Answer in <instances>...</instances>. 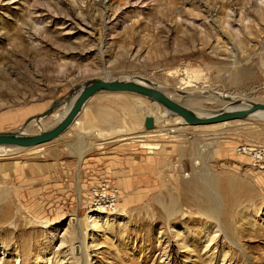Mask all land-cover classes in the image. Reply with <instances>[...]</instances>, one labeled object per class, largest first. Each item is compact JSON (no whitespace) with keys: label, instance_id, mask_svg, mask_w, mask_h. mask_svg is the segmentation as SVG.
<instances>
[{"label":"rangeland","instance_id":"374dc122","mask_svg":"<svg viewBox=\"0 0 264 264\" xmlns=\"http://www.w3.org/2000/svg\"><path fill=\"white\" fill-rule=\"evenodd\" d=\"M122 76L197 111L264 102V0H0V131ZM139 97L100 92L60 137L2 147L0 264H264V118L168 115L158 135Z\"/></svg>","mask_w":264,"mask_h":264},{"label":"water","instance_id":"95a60500","mask_svg":"<svg viewBox=\"0 0 264 264\" xmlns=\"http://www.w3.org/2000/svg\"><path fill=\"white\" fill-rule=\"evenodd\" d=\"M102 91L129 92L145 96L151 100L157 101L168 110L182 116L184 120L191 125H204L226 120L241 119L256 110H264V102L252 101L247 107L235 108L232 110L222 109L214 115L198 117L194 115L190 109L171 99L157 88L148 87L130 79L95 78L82 84V87L74 97L71 105L56 124L34 132H20L18 130L0 131V146L33 147L54 140L65 132L81 111L85 102L93 95ZM56 103L57 101H54L47 110L35 117L29 118L27 121L45 117L55 108ZM143 126L146 130L153 128L154 118L151 115H146L143 119Z\"/></svg>","mask_w":264,"mask_h":264},{"label":"bare ground","instance_id":"6f19581e","mask_svg":"<svg viewBox=\"0 0 264 264\" xmlns=\"http://www.w3.org/2000/svg\"><path fill=\"white\" fill-rule=\"evenodd\" d=\"M122 79H130L134 82H137V83H140L142 85H145V86H148V87H154V88H157L159 89L160 91H162L164 94H166L168 97H170L171 99L177 101L178 103L184 105L186 108L190 109L192 111V113L198 117H204V116H209V115H214L215 113H217L218 111H221L222 109L220 110H216V111H206V112H203L202 110L201 111H197L195 109H192L190 107H188L187 105L181 103L180 101L176 100L173 95H171L170 93L168 92H165L161 87H159L157 84L153 83V82H148V81H143V80H140V79H137V78H134V77H129V76H122L120 77ZM120 78H116V79H120ZM82 87V86H81ZM80 90V89H79ZM78 90V91H79ZM78 91L75 93L74 97L76 96V94L78 93ZM104 92V91H102ZM100 93V92H98ZM97 93V94H98ZM109 93V92H108ZM116 93H120V92H116ZM121 93H124V92H121ZM95 94V95H97ZM212 94V93H211ZM215 94V93H213ZM93 95L92 97H90L84 104V106L82 107L81 111L78 113V115L75 117V119L72 121V123L69 125V127L66 129L68 130L72 125L73 123L75 122V120L78 118V116L81 114V112L85 111L86 110V107H87V103L95 96ZM139 95V94H138ZM216 95V94H215ZM207 96V95H206ZM234 97H226V99L228 98L231 102H229L227 105H225L223 107V109H227V110H232V109H235V108H241V107H247L249 103H251L252 101H255V100H242L239 96H235L233 95ZM73 97V99H74ZM145 97V96H144ZM212 97V96H211ZM210 95H208V98H211ZM242 97V96H241ZM141 97H139L138 99H136V104L138 105L139 107V110H142L144 112V115H151L153 118H154V126L156 124H158V129L157 130V133L158 135L159 134H162V133H167V128H166V124L164 123H161L162 120H164L165 122V119L166 116L168 115H176L175 117V123H177V128L179 130H181L186 124H188L184 118L170 110H168L167 108L163 107L160 103H158L157 101L153 100L152 102H148V101H145L143 99H140ZM214 98V97H213ZM73 99L69 102L67 108L64 110V112L62 114H60L59 116H56L54 119L53 117L50 119V126L56 124L61 118L62 116L65 114V112L67 111V109L69 108V106L71 105ZM149 99V98H148ZM217 99H220V97L217 95ZM151 100V99H150ZM214 100V99H213ZM233 101H236V103H232ZM212 102V101H211ZM262 102V101H260ZM57 105V104H56ZM124 109V107H123ZM126 110V109H125ZM127 111V110H126ZM117 114V113H116ZM47 117V116H46ZM46 117H41V118H37V119H34V120H37V121H40L41 124H43L44 121L48 120V118L46 119ZM246 118H251V119H263L264 118V110L263 109H259V110H256L252 113H250L249 115H247L246 117L244 118H241V119H246ZM241 119H233V120H241ZM233 120H226V121H222V122H217V123H223V122H228V121H233ZM217 123H210V124H204V125H211V124H217ZM191 125V124H189ZM49 126V127H50ZM141 126V125H140ZM195 126H200V125H195ZM44 127V126H43ZM48 128V127H47ZM46 129V128H44ZM152 129V128H151ZM27 130V129H25ZM42 130V128H41ZM65 130V131H66ZM127 130H131L130 128H128ZM133 130V129H132ZM131 130V131H132ZM150 130V129H148ZM20 132H27V131H22V130H18ZM154 131V130H153ZM64 133V132H63ZM129 133V132H128ZM146 135V134H145ZM148 135V134H147ZM156 135V134H155ZM60 137V136H58ZM56 137V138H58ZM55 138V139H56ZM50 142V141H49ZM39 146V145H38ZM0 152H6L8 151L7 148L9 147H13V148H16V149H21V148H28L29 149H32V148H35L36 146H33V147H18V146H0ZM2 147H7V148H2ZM1 155V154H0ZM4 155V153H3ZM101 218V216H98L95 217V218H92L91 217V221L89 223V225H91L94 229L97 227L98 225V219ZM102 220H103V217H102ZM217 220V223H219V220ZM80 223V219H78V234L79 236H82V231L83 229L80 227L81 224ZM210 245V244H209ZM209 245L207 244L206 247L208 248ZM86 255V254H85ZM86 264H91V259L89 258V256L87 255V258H86Z\"/></svg>","mask_w":264,"mask_h":264}]
</instances>
